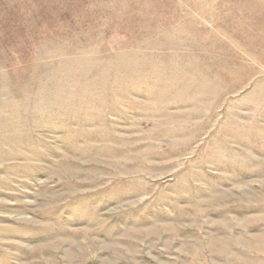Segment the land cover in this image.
<instances>
[{
    "label": "rangeland",
    "instance_id": "obj_1",
    "mask_svg": "<svg viewBox=\"0 0 264 264\" xmlns=\"http://www.w3.org/2000/svg\"><path fill=\"white\" fill-rule=\"evenodd\" d=\"M0 264H264V0H0Z\"/></svg>",
    "mask_w": 264,
    "mask_h": 264
}]
</instances>
